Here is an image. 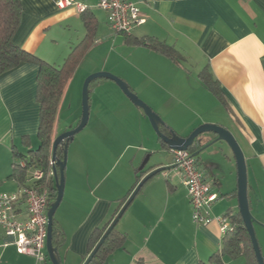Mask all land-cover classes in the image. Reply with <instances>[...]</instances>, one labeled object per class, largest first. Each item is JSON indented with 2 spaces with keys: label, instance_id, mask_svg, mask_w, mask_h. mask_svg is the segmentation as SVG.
Listing matches in <instances>:
<instances>
[{
  "label": "crops",
  "instance_id": "obj_1",
  "mask_svg": "<svg viewBox=\"0 0 264 264\" xmlns=\"http://www.w3.org/2000/svg\"><path fill=\"white\" fill-rule=\"evenodd\" d=\"M57 1L21 0L22 20L14 41L38 57L61 65L72 48L84 39L86 26L82 11L76 5L60 8ZM76 1L86 5L87 14L97 23L95 42L84 59L92 54L95 45L100 44L97 48L105 52L103 63L94 65L86 75L98 70L116 73L162 117L165 125L161 129L165 133L173 129L180 136H188L204 123L232 128L246 157L251 211L264 255V0H128L140 8L145 19L131 35L155 37L172 45L183 56L182 64L147 46L128 43L126 35H119L110 27L107 12L98 5L100 0ZM110 59L113 60L111 68L106 67ZM80 65L65 87L55 136L65 110L75 109L76 113L72 114L74 118L65 131L80 122L82 103L77 98L81 92L77 80ZM203 70L218 82L224 102L201 81ZM37 75L38 66L32 62H22L0 75V192H15L20 188L21 184L10 178L17 160L15 150L28 153L30 148H37L33 143L39 142ZM97 88L117 101L116 110L128 106L138 118L136 124L129 125L128 136L132 141L126 145L136 153L120 167L117 161L108 162L109 170L99 177L97 171L102 164L92 158L118 152L119 145L111 142L117 143L127 134L126 127L120 129L111 121L107 122L111 119L116 122L120 115L114 116L99 102L94 125L87 129L92 123L89 119L84 128L88 132L86 143L75 145L71 165L67 163L64 198L55 214L65 238L59 246L62 264L85 262L93 231L118 214L122 200L136 185L140 168L137 169L134 162L139 152L147 154L155 149L169 151L173 156L172 169L153 176L142 186L117 224L126 240L105 264H200L208 261L222 248L219 223L203 225L192 220L183 174L175 165L172 150L164 148L161 139L156 137L143 109L134 107L118 84L107 78H100L91 87L90 104L91 94ZM222 110L231 128L217 116V111ZM125 119L118 121L119 124L127 126ZM66 121L69 122V118ZM133 136H138V140ZM76 139L77 135L69 148ZM228 156L226 171L213 160L206 163L201 156L198 159L200 169L218 195L212 205L214 216L224 215L230 209L239 211L237 165L234 156ZM163 165L162 160L148 168L145 165L144 176ZM223 172L225 177L220 178ZM225 262L249 264L246 256L226 257ZM0 264L52 262L48 258L37 260L19 253L13 238L0 228Z\"/></svg>",
  "mask_w": 264,
  "mask_h": 264
},
{
  "label": "trees",
  "instance_id": "obj_2",
  "mask_svg": "<svg viewBox=\"0 0 264 264\" xmlns=\"http://www.w3.org/2000/svg\"><path fill=\"white\" fill-rule=\"evenodd\" d=\"M87 11L88 8L82 11V18L86 26V35L84 39L72 48L71 52L61 65H55L38 57L34 53L25 50L15 43L14 37L22 20L21 0H0V75L17 67L22 62H32L38 66L37 101L40 104V123L37 137L39 145L35 149L30 148L28 153L16 150L14 152L15 159L17 158V160L13 163V172L10 175V178H14L20 184H23L26 181L27 175L26 169L17 165L21 159L25 160L29 166L35 165L46 169L49 166L50 159L52 158L55 124L65 87L83 61L86 53L93 46L96 38L97 23L92 15L87 14ZM123 34L126 35V41L132 45H144L172 58L176 63L182 64L183 62V56L179 51L164 41L149 36L138 38L131 35L132 33ZM200 79L203 84L218 97V99L223 102L225 101L218 82L214 80L207 70H203L200 73ZM98 81H100V79L92 81L90 89ZM162 146L168 148L163 142ZM198 147L199 146H196L189 150L194 154ZM57 156L63 158V147H58ZM194 156L198 161L199 156ZM145 173L146 168L137 171V181L132 191L138 185ZM50 191L51 205L57 196L55 177L50 181ZM130 194L122 200V205L127 201ZM224 216L230 223V230L223 236L222 248L213 253L208 261H202L200 264H226V257L238 258L240 256H246L249 264H258L253 244L241 213L230 209L224 214ZM114 218L104 226L97 227L93 231L89 240L88 256L100 241ZM64 239L63 231L60 229L57 220L54 219V245L59 248L64 242ZM125 240L126 235L120 232L116 226L110 232L89 264H105L108 257L119 247L123 246ZM46 258L49 259L47 252Z\"/></svg>",
  "mask_w": 264,
  "mask_h": 264
},
{
  "label": "built area",
  "instance_id": "obj_3",
  "mask_svg": "<svg viewBox=\"0 0 264 264\" xmlns=\"http://www.w3.org/2000/svg\"><path fill=\"white\" fill-rule=\"evenodd\" d=\"M60 8L76 5L80 11L86 5L76 0H58ZM108 14L110 27L118 33L130 34L144 23L140 8L128 0H100L98 4ZM176 167L183 174L195 223L209 225L217 221L224 236L230 223L224 215L214 216L212 205L218 199L212 183L205 178L198 161L190 150H172ZM17 165L26 169V181L18 191L0 192V228L21 254L46 258L48 210L50 207V181L54 178L55 161L50 159L48 168L28 165L21 159Z\"/></svg>",
  "mask_w": 264,
  "mask_h": 264
},
{
  "label": "water",
  "instance_id": "obj_4",
  "mask_svg": "<svg viewBox=\"0 0 264 264\" xmlns=\"http://www.w3.org/2000/svg\"><path fill=\"white\" fill-rule=\"evenodd\" d=\"M100 78H107L113 80L118 84L122 91L131 99V101L137 106L143 109L146 116L156 131L158 137L163 143H165L170 150H189L199 146L194 152V155H200L207 150L210 146L217 142L226 143L228 147L232 150L233 156L236 160L237 165V175H238V203L239 212L242 215L247 231L250 235L255 255L258 264H264V255L261 250V246L256 234V229L254 223L256 219L251 211L250 198H249V179H248V169L247 162L244 151L238 142L236 136L227 127L214 124V123H204L195 128L188 136H180L173 129L169 130V133L162 131L161 126L165 125L162 117L154 111V109L147 104L143 99H141L132 89L129 84L124 81L119 76H116L110 72L97 71L90 74L83 84L82 89V115L78 125L72 129H69L62 134L58 135L52 144V159L55 161L54 165V177L57 189V196L55 200L51 203L48 210V228H47V239H46V249L49 259L52 264H62V260L59 253V248L53 243V227L54 219L57 209L59 208L63 198L66 185V167L68 163V149L70 142L74 139L75 135L82 131L89 123L91 104H90V85L92 81ZM207 133L213 134V137L206 138ZM161 142V143H162ZM61 146L64 148L63 158L57 156V149ZM221 152L223 156L229 159L228 153L224 152L223 147L219 148L218 152ZM149 158L143 161L140 166V170L145 168ZM168 167L161 166L153 169L147 173L143 179L138 183L135 189L132 191L127 201L123 204L118 214L115 216L108 229L101 237L100 241L97 243L93 251L89 254L83 264H89L95 254L98 252L103 242L106 240L110 232L117 226L118 222L131 205L133 200L138 195L142 186L153 176L165 171Z\"/></svg>",
  "mask_w": 264,
  "mask_h": 264
},
{
  "label": "rangeland",
  "instance_id": "obj_5",
  "mask_svg": "<svg viewBox=\"0 0 264 264\" xmlns=\"http://www.w3.org/2000/svg\"><path fill=\"white\" fill-rule=\"evenodd\" d=\"M119 35H123V34H120L118 33ZM105 41V40H104ZM100 45V44H98ZM98 45H95L93 52H91L92 54H90V56H88L87 58H85L83 61H82V64L80 65V76L77 78V80L79 79V83L81 84V92L79 93V97L78 100L81 101L82 103V89H83V84L85 82V79L92 73L94 72H97V71H94V72H91L89 73L88 75H86L88 72V70H90L94 65L96 64H100L103 63V58H104V50H102V48H97ZM121 63V62H120ZM113 66V60L110 59V61L108 62L107 66L106 67H109L111 68ZM98 71H106V72H110L114 75H116V73H113L111 71H108V70H98ZM118 76V75H116ZM81 80V81H80ZM78 83V82H77ZM127 99H129L130 103H132L134 105V107H137L132 101L130 98L127 97ZM102 100V101H101ZM110 101V102H108ZM100 102V105L103 106V108H108L110 111V113H114V116L115 114L116 115H120V117H118L116 119V122L111 119V120H108L106 118V121L107 122H110L111 121V124L113 125H116L117 127H119L120 129L122 128H125L124 130L127 131V134L124 136H121L120 137V140H118V142H111L112 144H118L119 147H120V150L118 152H108V153H105L104 156H95L94 158H92L93 161H96V162H100L102 164V167H100L98 169V175L99 177H102L104 176V174L107 173V170H109V167L107 166V163L110 162V163H114L115 161H117L118 163L116 165H118V167L121 166V164L123 163V161H126L127 159H129V157L133 154V153H136L134 152L135 150L134 149H128V147H126L127 143L132 141L131 140V137H129L128 135V131H129V125L130 124H136V122H138V118H136V116L131 112L132 109L130 110V108L125 107V108H119L118 110L117 109V104L115 102L117 101H113L112 99V96H110V94L108 92H104V93H101L98 88L96 89V91L92 92L91 94V104H92V109H91V112H90V115H91V124L88 126L89 128L87 129H90V127L92 128V126L94 125L93 122H94V119H95V116L97 114V109L99 108L100 105H98V103ZM102 102V103H101ZM107 109V110H108ZM138 109V107H137ZM75 109H72L71 111L68 112V110L64 111L63 112V115H62V118L60 120V122L58 123L57 125V129H56V133L58 135L62 134L63 132H65V127H68L70 126V122H72L71 120L74 118V117H71L72 114H75ZM145 113V112H144ZM81 114V113H80ZM217 116H221V120L225 123V124H228L231 128V125H230V121L228 116L225 114V112L222 110V111H217ZM146 115V114H145ZM113 116V114H112ZM194 115L191 113L190 114V119L193 120ZM126 118L125 120L127 121V126H124L123 124H119L120 121H123L122 118ZM69 118V122H67L66 120ZM147 120L149 121V118L146 116ZM193 118V119H192ZM119 121V122H118ZM150 123V121H149ZM77 124V123H76ZM151 125V123H150ZM138 126V124H137ZM97 127V126H96ZM152 127V125H151ZM198 127V126H197ZM196 127V128H197ZM86 129V128H85ZM82 130L80 131L77 135V139L76 141H74V144L71 145V147L68 149V165H71V161H72V153H73V148L75 147V145L77 144H84L86 143V138H87V130ZM156 137H158L156 131L154 130V128L152 127ZM229 129V128H228ZM233 132L232 128L229 129ZM55 131V129H54ZM57 135V136H58ZM206 135V138H211L213 137V134L211 133H207L205 134ZM54 135V138L53 140L57 137ZM112 137V136H111ZM133 138L137 139L138 140V136H133ZM132 138V139H133ZM81 139H85L83 142H81L80 140ZM111 140H115L113 138H111ZM39 145V142L38 141H35V143H33V146L34 147H38ZM114 147H117L116 145ZM223 147L224 149V152L230 154L231 156H233V153H232V150L228 147V145L226 143H221V142H217L215 143L214 145L210 146L207 150H205L200 156L202 157L201 159L204 161V162H208V160H213L215 163L219 164L220 166H222V171H226V168H227V158L225 156L222 155L221 152L219 153H216V151L218 152L219 148ZM147 158L148 161H147V164H146V168L154 165L155 163L157 162H160L162 160V162L165 164L163 166H166L168 167V169H166L165 171L161 172V173H158L157 175H155L156 177H158L159 175H163L165 174L166 172H168L170 169H172V165H173V156L170 155L169 151L168 150H163V149H155L153 151H151L150 153H147L145 154V152H139L138 156H137V159L136 161L134 162V166L138 169L140 168V166L142 165L143 161L146 160ZM234 161L236 162V160L234 159ZM112 177H113V174H112ZM225 177V172H223L221 175H220V178H224ZM226 177H227V174H226ZM109 179H111V175L109 176ZM220 201V200H219Z\"/></svg>",
  "mask_w": 264,
  "mask_h": 264
},
{
  "label": "flooded vegetation",
  "instance_id": "obj_6",
  "mask_svg": "<svg viewBox=\"0 0 264 264\" xmlns=\"http://www.w3.org/2000/svg\"><path fill=\"white\" fill-rule=\"evenodd\" d=\"M198 149V148H197Z\"/></svg>",
  "mask_w": 264,
  "mask_h": 264
}]
</instances>
